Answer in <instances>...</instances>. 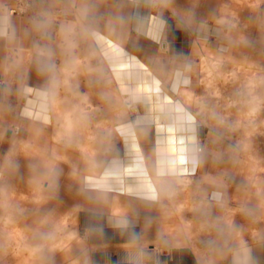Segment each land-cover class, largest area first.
Returning <instances> with one entry per match:
<instances>
[{
    "label": "clouds",
    "instance_id": "obj_1",
    "mask_svg": "<svg viewBox=\"0 0 264 264\" xmlns=\"http://www.w3.org/2000/svg\"><path fill=\"white\" fill-rule=\"evenodd\" d=\"M201 4L0 0V264H264V0Z\"/></svg>",
    "mask_w": 264,
    "mask_h": 264
},
{
    "label": "rangeland",
    "instance_id": "obj_2",
    "mask_svg": "<svg viewBox=\"0 0 264 264\" xmlns=\"http://www.w3.org/2000/svg\"><path fill=\"white\" fill-rule=\"evenodd\" d=\"M218 2L219 0H202V4L199 9V14L202 16L207 15L209 12L213 11L217 7ZM186 3H187V0H178V4L182 7L186 6ZM206 131L207 130H205V132ZM259 145H260L262 154H264V138H261V140L259 141ZM2 146H3L2 147V154H3L4 152H6V147L4 145ZM252 167H254V162L249 161V168H252ZM245 171H248V169H245ZM242 180H243L242 175H235L234 180H233V186L232 188L229 189V192L230 193L235 192L238 185H240V183L242 182ZM21 189L23 190L22 183H21ZM62 195H65V194L62 193ZM64 199H65V203L61 205V209L66 210L68 207H70L73 204L74 201L71 198H69L67 195L64 196ZM186 217L188 218L192 217L195 221H199V215L197 213L186 211L184 208L182 209L178 208L173 213L171 219L168 220L165 227L168 229L169 232L174 233L180 237H183L185 235L193 236V234L196 232V228L198 224L196 223L193 224V222L185 221L184 218Z\"/></svg>",
    "mask_w": 264,
    "mask_h": 264
},
{
    "label": "crops",
    "instance_id": "obj_3",
    "mask_svg": "<svg viewBox=\"0 0 264 264\" xmlns=\"http://www.w3.org/2000/svg\"><path fill=\"white\" fill-rule=\"evenodd\" d=\"M169 22L172 25V31L174 32V36L170 35L169 39L171 40V42L173 43V45L178 48L180 51L188 53L191 51V44H192V37H190L187 33H184L178 29H176L175 26V22L169 17ZM212 42L214 41V38H212ZM143 45L145 46L146 49L148 50H154L155 45L151 44L149 41H142ZM4 146L6 147V150L8 148L7 144H4ZM2 145H0V154H2ZM21 172L22 173H26V162L21 160ZM182 209V208H180ZM63 211V209H61ZM183 213V212H182ZM185 221L187 222H193L198 224L199 221H195L192 217L188 218H184ZM80 226L81 228H83V225L87 222V218L84 217L83 214H81L80 216ZM195 224V225H196ZM107 231V235L109 238H112L114 236V233L112 232L111 229H106ZM98 244H102L103 242H97ZM104 249L100 248V252H103ZM96 259V264H110L108 258L106 255H102V254H97L95 256ZM162 259L166 262V264H190V253L188 252H182V251H174L171 254V259L168 257V255L166 254L164 257H162ZM113 260H115V257H113Z\"/></svg>",
    "mask_w": 264,
    "mask_h": 264
},
{
    "label": "bare ground",
    "instance_id": "obj_4",
    "mask_svg": "<svg viewBox=\"0 0 264 264\" xmlns=\"http://www.w3.org/2000/svg\"><path fill=\"white\" fill-rule=\"evenodd\" d=\"M213 43H214V41H213ZM33 82H35V78L33 77ZM174 150V149H173Z\"/></svg>",
    "mask_w": 264,
    "mask_h": 264
}]
</instances>
